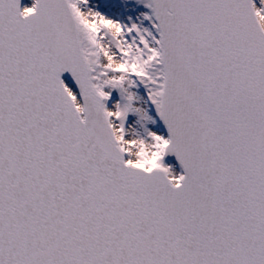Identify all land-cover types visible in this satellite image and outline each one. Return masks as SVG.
Returning <instances> with one entry per match:
<instances>
[{
  "label": "snow or ice",
  "instance_id": "1",
  "mask_svg": "<svg viewBox=\"0 0 264 264\" xmlns=\"http://www.w3.org/2000/svg\"><path fill=\"white\" fill-rule=\"evenodd\" d=\"M0 264H264V0H0Z\"/></svg>",
  "mask_w": 264,
  "mask_h": 264
}]
</instances>
